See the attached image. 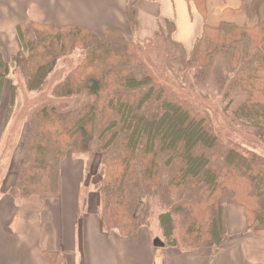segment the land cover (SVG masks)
Wrapping results in <instances>:
<instances>
[{"label":"trees","instance_id":"trees-1","mask_svg":"<svg viewBox=\"0 0 264 264\" xmlns=\"http://www.w3.org/2000/svg\"><path fill=\"white\" fill-rule=\"evenodd\" d=\"M184 2L203 21L189 52L173 38L174 17L159 18L152 38L142 42L75 26L16 28L20 50L9 61L0 54L2 129L18 94L14 84L6 91L10 75L28 92H40L59 61L79 59L48 99L28 111L8 195L56 199L60 164L74 153L97 158L85 176L105 235L150 231L155 215L164 247L216 254L230 206L243 209L246 233L264 232V151L220 139L188 99L191 92L216 100L239 127L264 140V0H250L251 27H209L206 0ZM127 18L132 25L129 5ZM89 212L90 198L81 200L77 225ZM45 257L65 264L55 254Z\"/></svg>","mask_w":264,"mask_h":264},{"label":"crops","instance_id":"crops-1","mask_svg":"<svg viewBox=\"0 0 264 264\" xmlns=\"http://www.w3.org/2000/svg\"><path fill=\"white\" fill-rule=\"evenodd\" d=\"M249 3L206 0L204 23L209 27L221 23L248 26ZM172 17L176 21L174 40L190 49L203 21L184 0H0V54L8 61L20 49L16 28L29 23L75 26L99 37L106 31H118L126 39L146 41L152 38L159 18ZM67 155L60 164L56 199L16 200L8 195V187H0V264H51L46 254L63 257L65 264H264V232L246 233L239 206L227 209V236L216 254L154 248L150 231L144 228L127 238L105 235L93 210L77 225L78 182L86 164L78 158L68 160ZM74 171L76 178L71 183L68 174ZM131 245L134 250L128 253Z\"/></svg>","mask_w":264,"mask_h":264},{"label":"rangeland","instance_id":"rangeland-1","mask_svg":"<svg viewBox=\"0 0 264 264\" xmlns=\"http://www.w3.org/2000/svg\"><path fill=\"white\" fill-rule=\"evenodd\" d=\"M246 23H249L248 26H253L256 22V16L252 15L251 18L248 16L246 17ZM18 38V37H17ZM134 40V39H131ZM19 41V39H18ZM138 41V40H134ZM142 42V41H139ZM191 49V48H190ZM190 49H186L188 52ZM20 50V49H19ZM18 50V51H19ZM17 51V52H18ZM16 52V53H17ZM8 58V61L16 54ZM156 53L154 49H150V54L148 56V60L152 65H155V60H158L156 57ZM78 56L77 54H73L72 56L65 58L62 61L58 62V67L53 72L42 91L40 92H28L25 88V85L23 84L22 80L17 75H10L7 84H6V91H8V87H10L12 84L18 86V94L16 98V104L13 110V114L11 115L8 124L6 125L5 129H2V126L0 124V186L6 187L11 183L12 179V173L15 167L18 165L20 156L18 153L19 143L21 140L22 132L25 133L26 126L25 120L26 115L28 114V111L32 108L33 105L37 104L39 101L46 100L51 95V91L54 88L55 84L62 79L71 68H73L77 62H78ZM159 67H162V64H158ZM188 99L191 103L194 104L195 109L197 112H199L202 115H206L215 131V133L218 135L220 139L234 142L236 144H245L249 148L255 149L257 151V147L262 149L264 151V140H258L256 139L249 131H246L239 127L232 119L231 117L222 112V107L220 104L214 100L210 99V97L204 98V96H200L199 94L195 93H188ZM6 98V92L3 96V101ZM2 101V104H3ZM5 108V102L3 109ZM20 137V138H19ZM67 159H81L83 162H85L86 166L89 167L92 172L95 170V167L97 165V158L94 160L91 156L87 155H80V154H72L67 153ZM83 158V159H82ZM76 178V171L70 172L68 174V179L72 183L74 179ZM87 177L85 176L84 171V177L79 180L78 182V191H80V200L83 201V199L90 198V209L92 211L93 207L96 205V194L92 191L90 186L86 185ZM87 216V215H86ZM150 234L153 239L161 238L160 230L158 228V224L156 222L155 215L150 219ZM141 234H146L145 231H142ZM129 248L127 251L128 253L132 252L134 249L132 247ZM60 258H57V262H59ZM65 263V262H64Z\"/></svg>","mask_w":264,"mask_h":264},{"label":"water","instance_id":"water-1","mask_svg":"<svg viewBox=\"0 0 264 264\" xmlns=\"http://www.w3.org/2000/svg\"><path fill=\"white\" fill-rule=\"evenodd\" d=\"M152 246L154 248H163L164 244L158 238H156L152 240Z\"/></svg>","mask_w":264,"mask_h":264}]
</instances>
